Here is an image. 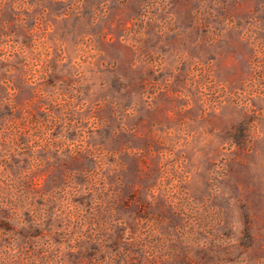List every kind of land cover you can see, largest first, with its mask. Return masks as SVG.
I'll return each mask as SVG.
<instances>
[{"label":"rangeland","instance_id":"rangeland-1","mask_svg":"<svg viewBox=\"0 0 264 264\" xmlns=\"http://www.w3.org/2000/svg\"><path fill=\"white\" fill-rule=\"evenodd\" d=\"M0 264H264V0H0Z\"/></svg>","mask_w":264,"mask_h":264}]
</instances>
